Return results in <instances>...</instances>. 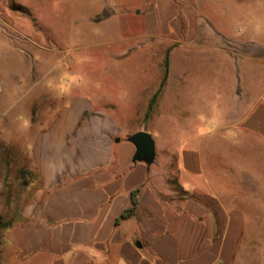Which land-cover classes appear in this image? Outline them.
<instances>
[{
	"label": "crops",
	"instance_id": "0c3cea01",
	"mask_svg": "<svg viewBox=\"0 0 264 264\" xmlns=\"http://www.w3.org/2000/svg\"><path fill=\"white\" fill-rule=\"evenodd\" d=\"M142 2L139 11L129 9L143 14L146 36L160 38L171 50L166 56L170 66L166 82L159 94L163 80L144 93L142 109L150 107L156 94L160 101L170 84L180 87L179 68L172 66L184 59V51L203 48L205 54L219 52L237 62H261L260 51L250 55L247 47L260 44L249 34V29L254 32L260 26L249 19L264 13V0ZM241 24L244 34L236 32ZM202 38H206L203 44ZM234 69L228 72L240 76L242 69L238 65ZM240 92L236 86L229 93L223 121L195 132V149L171 152L163 145L162 156L173 158V163L151 166L132 162L136 148L128 137L118 139L119 122L112 119L117 132L105 127L111 124L105 118L90 119L104 127L85 128L90 123L83 122V113L90 101L72 102L42 139L43 147H48L39 152L43 211L36 215V244L24 247V253H30L24 260L35 254L36 264L225 260L238 239L249 236V221L264 222V101L262 96L251 101L248 90L245 96ZM215 100L201 106L210 109ZM180 114L184 126L190 112ZM138 131L153 136L155 130L141 128L134 133ZM98 137L104 139L90 142ZM82 138L89 142L85 145ZM157 147L156 143V157ZM135 190L134 215L117 222L132 207ZM249 214L256 217H246Z\"/></svg>",
	"mask_w": 264,
	"mask_h": 264
},
{
	"label": "rangeland",
	"instance_id": "374dc122",
	"mask_svg": "<svg viewBox=\"0 0 264 264\" xmlns=\"http://www.w3.org/2000/svg\"><path fill=\"white\" fill-rule=\"evenodd\" d=\"M142 4L0 0V222L11 223L0 229V264H36V254L24 260L30 254L24 247L36 244V215L43 211L39 152L48 147L42 139L75 100L90 101L83 113V122L90 123L85 128L104 127L90 119L105 118L111 123L106 128L120 129L118 139L141 128L155 130L158 165L173 163L162 156L163 145L171 152L195 149V132L223 121L236 86L242 96L248 90L251 101L257 96L264 101V13H258L249 23L260 27L249 34L260 44L247 48L250 55L258 49L261 62H237L219 52L205 54L203 48L184 51V59L172 66L179 68L180 87L170 84L160 101L142 109L144 93L158 86L170 67L166 56L171 52L160 38L146 36L143 14L129 9L139 11ZM236 29L246 32L244 24ZM236 65L240 76L228 72ZM214 98L210 109L201 106ZM182 111L190 112L184 126ZM91 139L100 143L104 138ZM81 141L86 145L89 138ZM249 225V236L239 238L233 252L217 264H264V222L254 218Z\"/></svg>",
	"mask_w": 264,
	"mask_h": 264
},
{
	"label": "water",
	"instance_id": "95a60500",
	"mask_svg": "<svg viewBox=\"0 0 264 264\" xmlns=\"http://www.w3.org/2000/svg\"><path fill=\"white\" fill-rule=\"evenodd\" d=\"M127 140L136 148L132 158L134 164L143 162L148 166H151L155 162L156 142L149 132L138 131L129 136Z\"/></svg>",
	"mask_w": 264,
	"mask_h": 264
},
{
	"label": "trees",
	"instance_id": "16d2710c",
	"mask_svg": "<svg viewBox=\"0 0 264 264\" xmlns=\"http://www.w3.org/2000/svg\"><path fill=\"white\" fill-rule=\"evenodd\" d=\"M166 66H168V60H166ZM166 79H167V71H166L165 76H164V78H163V81H162L161 87H160V89H159V91H158V94L161 92V90H162V88H163V86H164V84H165V82H166ZM158 94H156V96L153 98L151 104H153V103L156 101V98H157ZM137 191H138V190H135V191L133 192V204H132V207L129 208L128 210H126V211L121 215V217L118 218L117 222H119L121 219H125V218H128V217L134 215V213H135V209H136L137 204H138V200H137V197H136V193H137ZM10 226H11V223H10V222H8V223H2V222H0V229L8 228V227H10Z\"/></svg>",
	"mask_w": 264,
	"mask_h": 264
}]
</instances>
